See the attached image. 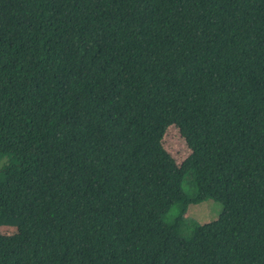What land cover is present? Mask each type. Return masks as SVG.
I'll return each instance as SVG.
<instances>
[{
	"label": "trees",
	"instance_id": "obj_1",
	"mask_svg": "<svg viewBox=\"0 0 264 264\" xmlns=\"http://www.w3.org/2000/svg\"><path fill=\"white\" fill-rule=\"evenodd\" d=\"M0 164V264H264V0H0Z\"/></svg>",
	"mask_w": 264,
	"mask_h": 264
},
{
	"label": "rangeland",
	"instance_id": "obj_2",
	"mask_svg": "<svg viewBox=\"0 0 264 264\" xmlns=\"http://www.w3.org/2000/svg\"><path fill=\"white\" fill-rule=\"evenodd\" d=\"M162 145L177 163H181L191 154V149L175 124L170 125L166 130ZM222 211L223 204L210 198L199 203L190 204L187 208L186 217L204 224L219 218ZM15 232L16 227L0 225V234L12 235Z\"/></svg>",
	"mask_w": 264,
	"mask_h": 264
}]
</instances>
